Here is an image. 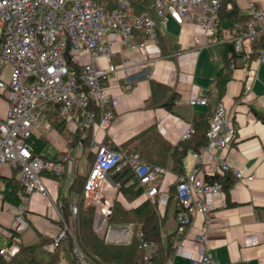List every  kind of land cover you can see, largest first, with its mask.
<instances>
[{
    "label": "built area",
    "instance_id": "obj_1",
    "mask_svg": "<svg viewBox=\"0 0 264 264\" xmlns=\"http://www.w3.org/2000/svg\"><path fill=\"white\" fill-rule=\"evenodd\" d=\"M97 1L0 0V96L7 103L5 114L0 117V168L7 165L17 170L21 183L17 190L20 199L14 203L4 198L0 176V211L11 209L13 212L6 229L7 237H11L0 246V255L6 261L19 248L14 233H20L27 225L28 194L38 192L52 202L55 217L62 224L52 236L49 248H55L60 239L70 236L79 261L90 264L61 214V203L52 198L44 182L45 174L63 173L72 157L67 152L56 158L36 155L28 139L34 128L48 126L42 109L54 105L59 116L68 125H73V129L76 123L92 128L96 122L106 128L113 114L106 104H117L111 79L120 64L112 61L114 54L123 46L147 49L157 45L158 32L166 25L169 16L178 23H193L202 33L199 38L205 40L218 32L217 16L223 0H147L149 8L143 7L137 13L132 0H115L113 6L103 0ZM242 15L246 20L234 22L231 27L221 30V41L232 45L228 52L231 56L245 50V43L261 40L253 61L264 62V12L257 9L252 0H247ZM134 31H140L144 36L138 42L134 41ZM230 65H233V59ZM250 72L254 73L253 67ZM188 102L206 104L207 97L193 95ZM96 108L100 110L98 120ZM235 131L225 116L222 103L218 102L209 119L207 141L192 151L197 169L176 175L173 180L180 204L175 223L182 237L175 242L172 254L163 264H172L176 255H186L184 238L187 226L197 212L207 214L214 208L215 203L208 197L219 194L222 188L219 182H211L206 176L215 170L230 169L224 151L234 139ZM191 132L192 126L182 138ZM82 137L83 133H80L76 141L79 149L82 148ZM91 149L94 157L84 181L83 199L86 204L94 206L95 229L101 233L104 231L114 242H128L135 232L142 246L146 247L139 224L136 228L132 222L115 229L106 226L113 204L112 190L121 185L110 177L109 170L130 165L135 178L143 186L138 199H156L157 206L162 207L168 194L161 192L155 178L165 171L164 167L144 161L138 152L125 154L98 142L93 134ZM210 165L213 170H208ZM232 171L236 178L251 180L254 177L252 172L246 173L243 168H233ZM225 204V200L220 201V205ZM70 209L72 214L76 212L74 204ZM206 236L203 231L194 235L197 247L190 257V264H216L206 251ZM146 257L144 255V259Z\"/></svg>",
    "mask_w": 264,
    "mask_h": 264
},
{
    "label": "crops",
    "instance_id": "obj_2",
    "mask_svg": "<svg viewBox=\"0 0 264 264\" xmlns=\"http://www.w3.org/2000/svg\"><path fill=\"white\" fill-rule=\"evenodd\" d=\"M234 1L239 14H242V7L247 5V0ZM252 2L264 12V0ZM160 32L163 35L162 41L155 46L147 49L123 46L114 54L112 61L120 64L117 74L111 79L117 104H106V108L113 112L109 124L103 129L96 122L91 133L98 142L121 147L133 136L155 126L168 142L177 144L183 139L188 127L192 126L194 119L199 116L203 120L209 118L214 106L221 102L228 122L236 129L234 139L224 151L230 169L215 170L206 177L211 179L214 174H219V180L223 184L227 183L228 188L226 191L224 185L217 180L222 192L208 197L215 203L214 208L207 214L197 212L194 215L186 228V255H176L177 258L174 256L172 264H190V257L197 247L193 237L201 231L207 234L206 251L216 264H264V62H254L255 57L249 58L246 51L251 44L245 43V53L236 54L237 56L232 53L233 60L236 57L235 64L228 70L225 67L226 57L230 56L228 52L232 45L221 41V31L201 40V31L190 21L178 23L169 16ZM228 45L231 49H227ZM251 67L254 73L250 72ZM223 72H227L228 77L220 92L214 81ZM193 95H205L207 103L190 104L188 99ZM167 101L171 103L164 105ZM6 106V100L0 96V117L5 114ZM45 107V111L50 108ZM44 108L42 112L48 126L41 125L33 130L42 131L47 139L48 143L42 150L44 156L59 157L67 152L72 157L61 176V181L67 183L72 178L75 164L80 160L86 162V158L82 148H77L76 144L69 141L73 125L65 123L64 129L58 128L55 122L48 120ZM49 126L53 130L47 131ZM196 148H189L185 153L181 174L197 169L192 152ZM188 152L193 155L194 164L186 172L184 159ZM207 168L213 170L211 165ZM233 168H243L246 173L252 172L254 177L251 180L236 178ZM164 169V172L156 175L155 181L161 192L168 194L170 185L178 174L167 166ZM11 175L18 178L17 170L15 172L7 165L1 166V178ZM129 180L124 183L125 186L130 183ZM44 182L52 198L58 202L63 195L68 194L66 187L61 188L53 174H45ZM119 188L112 190L113 200L116 197L127 207L135 206L141 200L136 197L128 201ZM69 194L71 200H74L75 193ZM222 200L226 202L224 206L220 205ZM27 206V225L23 230L30 227L32 237L27 241L17 238L16 242L28 244L37 241L40 236H54L60 222L55 217L56 209L52 202L38 192H31L28 194ZM164 208L165 206H157L159 213ZM12 215L11 209L0 211L2 242L8 240L6 229L10 226ZM169 223L174 225V218L168 220ZM108 224L107 218L106 226ZM93 227L95 229V221ZM95 231L110 241L111 238L104 231ZM65 261L67 264V260Z\"/></svg>",
    "mask_w": 264,
    "mask_h": 264
},
{
    "label": "trees",
    "instance_id": "obj_3",
    "mask_svg": "<svg viewBox=\"0 0 264 264\" xmlns=\"http://www.w3.org/2000/svg\"><path fill=\"white\" fill-rule=\"evenodd\" d=\"M102 1V0H101ZM100 0L97 2H101ZM109 2L113 6L115 0H103ZM135 7V12H139L140 9L149 8L150 2L147 0H132ZM218 31L223 28H229L234 22L244 21L246 17L239 14L237 6L234 0H223L218 11ZM134 41H140L144 36L140 31H134ZM163 35L158 32L157 39L158 44L162 41ZM261 46V40H257L251 43V47L247 50L249 58H254L258 54V48ZM227 49H231V46H227ZM245 53V50L235 53ZM237 56V55H236ZM234 57V63L235 64ZM233 56L226 57V66L231 68L230 65ZM231 66V67H230ZM227 72H223L217 75L215 78V85L221 92L224 86V82L227 79ZM171 102H164V105H169ZM48 107V105H46ZM50 108L45 111L47 118L50 122H55L58 128L64 129L65 121L59 116L57 109L54 105H49ZM93 109L95 107L92 106ZM100 110L96 108V118H98ZM212 113V112H211ZM211 116V114H210ZM209 118L203 120V117L199 116L192 122V132L186 138H183L177 144H171L168 142L155 128L150 126L139 134L133 136L121 147H114L125 154L138 152L140 157L151 163L162 167H169L176 171L179 175L183 172L182 159L189 148H196L201 144H204L207 140V129L209 124ZM72 131L69 141L72 144H76L77 138L80 133H83L82 137V150L84 152L85 160H80L75 164V168L72 172V178L64 183L61 181V176L64 172L53 176L58 180L61 188L66 187L68 194L63 195L60 200L61 214L68 224H72L74 238L77 245L83 251L88 258L89 263L97 264H163L164 261L172 254L174 250L175 242L180 238V233L176 229V223L168 224V220L174 218L177 211L180 209L178 198L175 194V185L171 184L168 192V199L165 204L164 210L159 213L157 210L156 199L150 200L143 198L137 202L135 206L127 207L120 199L114 198L110 215L108 217V223H128L132 222L136 228L139 224L142 229L143 241L147 243L144 247L141 244V240L137 238L135 232L132 234L128 242H114L107 241L103 236H100L93 227L94 222V206L86 204L83 199V187L87 173L91 167L94 153L91 149L92 133L90 127H81L78 123ZM34 148L36 155H41L42 150L46 146L47 139L42 131L38 132L33 130L28 138ZM58 155V154H57ZM81 155V154H80ZM56 158V157H53ZM16 172V170H14ZM109 175L114 181L120 182V191L124 198L131 201L138 197L143 192V186L139 184L137 178L130 165L126 164L121 168L115 170L111 168ZM219 174H214L210 181H219L224 188H228V184L221 182ZM129 179H132L126 186L124 185ZM2 193L5 199L12 202H18L20 199L17 190L21 188L19 179L14 175L1 178ZM155 183H157L155 181ZM69 193H75V199L71 200ZM76 206V212L72 214L70 205ZM61 224V221L58 220ZM175 226V228H173ZM164 232V233H163ZM14 233L13 236H15ZM11 236L8 237V240ZM53 237L44 238L40 236L35 242L22 244L18 242V250L11 256L10 260L6 261L0 255V264H57L62 258L67 260V264H82L79 261L76 253L74 252V242L72 237H66L60 239L57 246L53 249L49 248V244L52 242ZM144 255H147L144 259Z\"/></svg>",
    "mask_w": 264,
    "mask_h": 264
},
{
    "label": "rangeland",
    "instance_id": "obj_4",
    "mask_svg": "<svg viewBox=\"0 0 264 264\" xmlns=\"http://www.w3.org/2000/svg\"><path fill=\"white\" fill-rule=\"evenodd\" d=\"M46 130L47 131L48 130L51 131V130H53V128L49 126V127L46 128ZM193 164H194V157H193V155L190 152H188L187 156L184 159L185 171L189 172L191 170V167H192ZM18 174H19V172H18ZM120 226H122V224H115V223H109L108 224V228H112L113 227L115 229V228H119ZM70 228L73 230L72 224H70ZM30 230H31V228L27 227L22 232L16 234L17 238L21 239V240H25V241L29 240L30 237H32V231H30ZM2 241H4V240H3L2 236L0 235V243ZM5 243H6V241L2 242L1 245H4ZM176 258H177V256H176ZM65 260H66L65 258H62L57 264H66Z\"/></svg>",
    "mask_w": 264,
    "mask_h": 264
}]
</instances>
